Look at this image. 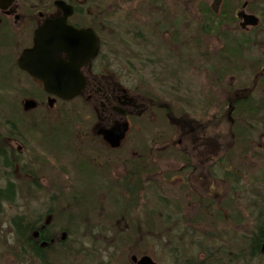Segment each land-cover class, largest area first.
Listing matches in <instances>:
<instances>
[{
  "label": "flooded vegetation",
  "instance_id": "flooded-vegetation-1",
  "mask_svg": "<svg viewBox=\"0 0 264 264\" xmlns=\"http://www.w3.org/2000/svg\"><path fill=\"white\" fill-rule=\"evenodd\" d=\"M125 2L135 5L139 0ZM147 2L158 9L166 2L180 7H186L187 2L188 11L182 15L179 10L172 16L160 14L156 20L143 16L144 30L124 46L127 52H120L122 47L116 38L106 39L99 20L94 19L93 25L83 23L82 12L72 4L74 13L69 23L78 29L92 28L100 47L97 55L80 68L85 87L70 100L46 90L43 76L52 72L38 68L46 58L32 53L36 30L47 20L62 17L61 11H36L19 0L0 8L1 198L8 196L14 201L21 184L29 182L34 196L127 198L130 205L139 199L142 209H147L153 193L160 200L159 225L192 231L193 235L211 226L214 208L223 216L224 212L239 210L228 206L230 197L223 192L213 196V179L219 177L224 182L230 157L239 156L242 146L252 145L251 131H256L258 124L244 127V120L259 119L264 113V94H259L264 71L250 86L238 74L226 79L227 71L241 73L249 65L264 67V0ZM184 22L188 24L183 33L180 24ZM257 50L260 57L254 58L252 51ZM180 54L191 55V63L196 65L215 64L224 69V97L215 112L213 105L218 101L208 96L181 102L179 95L149 88L164 77V56L178 61ZM57 60L67 64L74 61L67 53H61ZM45 115L58 118L42 135L48 142L42 146L45 158H41L46 170L50 167L47 177L39 176L29 163L37 160L33 141L37 132L42 134L37 122ZM75 116L79 126H68L66 123ZM222 125L224 135L230 131L232 144L217 142L214 131ZM120 126L126 131L119 140ZM50 173L59 180L52 182ZM169 185L178 186L180 191H166ZM4 202L10 201L0 199V210ZM49 211L46 219H30L34 227L32 243L40 246V242L50 240L41 244L45 250L50 242H65L68 237L62 238L66 231L56 235ZM256 211L247 242L261 260L264 209ZM254 236L258 239L252 243Z\"/></svg>",
  "mask_w": 264,
  "mask_h": 264
},
{
  "label": "rangeland",
  "instance_id": "rangeland-1",
  "mask_svg": "<svg viewBox=\"0 0 264 264\" xmlns=\"http://www.w3.org/2000/svg\"><path fill=\"white\" fill-rule=\"evenodd\" d=\"M19 1L36 11H48L52 10L55 0ZM71 1L82 12L83 23L93 25L94 19L102 23L103 35L107 40L116 38L122 47L120 52H127L124 46L144 30L143 16L156 20L160 14L172 16L179 10L178 14L182 15L188 11L187 2L186 7L166 2L161 6L162 9H158L151 8L148 0H139L135 5L127 4L125 0ZM187 24L181 23L180 31L184 33ZM252 52L254 58L260 57V51ZM190 57L180 54L176 61L173 56L165 55L167 70L163 72L164 77L150 84L149 88L153 92L162 90L166 94L179 95L181 102L208 96L218 101L213 105L215 112L224 97V69L215 64L213 67L203 65V68L191 63ZM263 68L249 65L241 73L227 71L226 79L230 80L232 75L238 74L244 84L250 86L255 77L264 71ZM263 87L259 91L260 96L264 94ZM57 119L56 115H45L37 122L38 128L43 131L42 134L37 132L33 141L38 150L35 153L37 160L29 163L39 176H49L50 167H47V171L46 164L41 161V158H45L42 146L48 143L42 135L45 136L49 127H54ZM255 122L258 125L256 131H251L254 140L252 145L242 146L238 151L239 156L230 157L224 182L219 177L213 179V196H220L223 192L230 197L228 206L239 207V210L224 212L223 216L219 209L214 208L212 223L207 230L195 231L197 235H193L192 231H177L159 225L160 200L153 193L147 200L148 208L142 209L139 199H135L136 204L130 205L127 198L34 196L31 183L24 182L15 200L4 202L0 210V264H45L32 256L25 244L19 242L14 234L12 220L16 216H23L27 221L36 217L46 219L49 210L56 235L61 236L66 231L68 237L65 242H50L51 247L44 252L47 264H132L133 255H149L158 264H264V253L259 260L247 242L253 229L254 213L258 212V208L261 211L264 209V113L259 119H247L242 124L245 127ZM66 124L70 127L79 126L76 116L70 124ZM147 125L150 127L152 124L148 122ZM215 134L218 135V143L232 144L230 131L228 136L224 135V125L218 127ZM51 178L52 182L59 180L52 174ZM165 190L180 191V188L169 185ZM261 214L264 215V212Z\"/></svg>",
  "mask_w": 264,
  "mask_h": 264
},
{
  "label": "water",
  "instance_id": "water-1",
  "mask_svg": "<svg viewBox=\"0 0 264 264\" xmlns=\"http://www.w3.org/2000/svg\"><path fill=\"white\" fill-rule=\"evenodd\" d=\"M220 1L216 0V4ZM11 3L12 0H0V8L5 9ZM54 5L62 11L63 16L56 20H47L36 30L32 53L46 58L38 68L52 72L43 76L47 82L46 90L64 99H72L79 95L85 86V80L79 75V71L96 56L99 39L93 29H77L69 24L68 19L73 14L71 5L64 0H56ZM61 53H67L74 61L67 64L57 60ZM125 131V126H120L117 139L120 140ZM131 261L133 264H158L147 255L140 258L133 255Z\"/></svg>",
  "mask_w": 264,
  "mask_h": 264
},
{
  "label": "trees",
  "instance_id": "trees-1",
  "mask_svg": "<svg viewBox=\"0 0 264 264\" xmlns=\"http://www.w3.org/2000/svg\"><path fill=\"white\" fill-rule=\"evenodd\" d=\"M67 1H71V0H67ZM0 199H4L5 201H10V202L13 201L8 196H5L4 198H1V196H0ZM263 222H264V220H263ZM12 225L15 228V232H16V235H17V238L19 239V241L22 242L23 244H25L29 250H32L35 253L37 259H39V260H41V262L47 264V259L44 256V252L46 250H45V248H43V246H45V245H41V244H43V243L47 244L50 241L48 239L49 236H45V237L42 236V239L47 238L48 240L47 239H45V240H47L48 242H40L41 243L40 246H35L32 243V242H35L34 238H33L34 236L32 235L33 231H34V227L30 221L25 220V218L23 216H16L12 220ZM260 230H261V236H262L261 238H263L264 237V227H262V225L260 226ZM257 239H258V237H256V236L252 237V243H253V240H257ZM254 243H257V242H254ZM252 246H253V244H252Z\"/></svg>",
  "mask_w": 264,
  "mask_h": 264
},
{
  "label": "bare ground",
  "instance_id": "bare-ground-1",
  "mask_svg": "<svg viewBox=\"0 0 264 264\" xmlns=\"http://www.w3.org/2000/svg\"><path fill=\"white\" fill-rule=\"evenodd\" d=\"M248 245H250V242H248ZM250 249H251V245H250Z\"/></svg>",
  "mask_w": 264,
  "mask_h": 264
}]
</instances>
